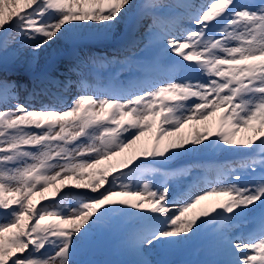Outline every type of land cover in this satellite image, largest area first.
Returning a JSON list of instances; mask_svg holds the SVG:
<instances>
[{
	"label": "snow or ice",
	"instance_id": "snow-or-ice-1",
	"mask_svg": "<svg viewBox=\"0 0 264 264\" xmlns=\"http://www.w3.org/2000/svg\"><path fill=\"white\" fill-rule=\"evenodd\" d=\"M137 6L136 0H0V51L18 45L40 53L78 28L105 40ZM180 6L188 11L170 20L164 13L172 5L139 6L141 18H151L140 25L148 44L174 66L167 76L146 74L152 60H133L140 39L131 37L111 56L78 57L67 72L79 81L67 74L51 80L81 89L66 107L21 103L17 82L0 77V264H75L81 242L113 218L126 220L127 245L141 257L134 264H158L144 257L264 209V0ZM132 63L127 83L116 73L107 86H92L80 71L89 64L131 71ZM9 99L16 102L2 106ZM242 131L250 135L237 139ZM149 133L151 146H140ZM209 149L244 155L221 163L203 190L174 195L167 180L196 165L165 166ZM155 175L164 182L154 183ZM74 190L86 191L70 195ZM209 197L227 199L202 205ZM217 245L220 258L204 264H264V229L220 232Z\"/></svg>",
	"mask_w": 264,
	"mask_h": 264
},
{
	"label": "bare ground",
	"instance_id": "bare-ground-1",
	"mask_svg": "<svg viewBox=\"0 0 264 264\" xmlns=\"http://www.w3.org/2000/svg\"><path fill=\"white\" fill-rule=\"evenodd\" d=\"M147 0H136L137 7L132 10V12L125 18L124 21L121 22L120 25L115 27L112 32L110 33V38L105 40H94L89 37H86L84 34H80L79 31H82L83 28H78L73 30L66 36V38L59 41L57 44L53 45L52 48L47 49L45 51H41L40 53H32L30 50L26 49L24 51L17 50L14 53V57L10 59V61L6 62L3 61L0 63V68H5L9 71L19 72L22 75V81L20 82L21 87H25L27 91H35V92H44L43 95L46 97L48 102L45 105H65V103L69 102L71 98V94L74 95V90H77L78 87L76 84H73L68 89H63L62 87H58L51 83V80L54 78H58L60 80L65 79V75H70L71 79L75 81V73L70 74L65 72L63 69L67 67V69L76 65L77 58L80 55L72 50V45L75 43H79L84 47H89L92 49H99L103 47L105 49L110 48V52L113 53L114 51L123 47L126 41L131 38L135 37L140 39V43L138 47L134 50H139L144 48L145 45L148 44L147 37L144 36V28L140 25L142 23L150 22L149 18H141V8L140 5L146 3ZM154 2H162L167 5H172L169 10H166L164 13L165 19H173L179 16L184 15L188 10L181 7L180 5L191 3L193 5H199L203 2V0H154ZM186 20V19H185ZM181 20V24L184 25L183 21ZM88 30V29H86ZM85 30V31H86ZM118 45V46H117ZM117 47V48H115ZM142 56L143 59H149L153 62L149 65L148 73L151 76H165L164 71H159L155 64L160 65L162 68L167 69V67H171L172 64L167 58L157 59L158 57V47L155 43L149 44L143 51L138 53ZM84 57V56H83ZM17 60V62H14ZM65 62V64H64ZM33 63V66L30 67L29 64ZM60 64L64 67H59ZM155 67L152 70V67ZM122 67V66H121ZM54 71L56 74L53 76L50 71ZM150 71V72H149ZM152 72V73H151ZM171 73V72H170ZM168 73V74H170ZM167 74V75H168ZM175 74H178L176 72ZM57 75V76H56ZM107 78V76H106ZM131 78L125 77V83L129 82ZM121 81V80H119ZM104 84V81H101ZM123 82V81H121ZM60 89V90H58ZM63 93V94H62ZM62 94V95H61ZM25 97V95H24ZM32 96L30 94L27 95V101L30 100ZM31 104H35L31 102ZM202 127V126H200ZM192 131V126L186 125L185 128L182 130V134H189ZM246 135H250V133L241 132L237 139H241ZM154 141V135L149 133L146 137L142 138L140 142V146H147ZM132 150H127L128 154L131 153ZM217 149H209L204 152L189 154L182 158L179 161L169 162L165 168L175 170L181 167L184 164H192V158L196 154L206 155L207 157H215L217 154ZM220 158L217 159L214 164L215 171L213 172V177H209L205 172H203L202 178L199 180L198 183L193 182V189L186 193L184 198H187L189 195L193 194L194 191L197 189L196 186H202L203 183H207L211 180H214L218 173V166L226 160H233L234 155L243 156L242 153H229V152H221ZM220 160H222L220 162ZM191 171V170H190ZM193 173H201L198 171H193ZM68 185H74L75 181H64ZM59 185V182H58ZM205 185V184H204ZM213 197H209L208 200L211 202ZM227 197L223 198L226 200ZM210 206H213L212 204ZM243 218V220H241ZM242 221H247L245 224ZM262 223V224H259ZM264 229V209L256 208L253 211L247 212L244 216L237 218L231 223V227L227 229L215 230L211 234L206 236L205 244L207 248L214 252V254L207 256L206 258L210 259V261L219 259L218 255V245H217V236L218 233L227 231L231 235H236L240 233L249 234L253 233L259 235L261 230Z\"/></svg>",
	"mask_w": 264,
	"mask_h": 264
},
{
	"label": "rangeland",
	"instance_id": "rangeland-1",
	"mask_svg": "<svg viewBox=\"0 0 264 264\" xmlns=\"http://www.w3.org/2000/svg\"><path fill=\"white\" fill-rule=\"evenodd\" d=\"M117 27V26H116ZM85 28L82 29V31H79L80 34H84L86 37H92L94 35L92 29L86 30ZM109 34V38H110ZM72 48L78 52H83V48L80 46V44H73ZM18 45L10 46L6 51H0V57H3V61H10L14 56L15 51H17ZM26 49H22L21 51H24ZM93 51H96L99 54L107 53L106 50H92L89 49L87 52H85V56L93 54ZM137 52V51H136ZM108 54V53H107ZM109 55V54H108ZM84 56V57H85ZM111 56V55H109ZM137 59L136 57H133V60L135 61ZM14 62H17V60H14ZM30 67L33 66V63L29 64ZM62 66V65H60ZM120 65H109L107 67H103L100 65H87L86 67H82L81 71L84 73V78L86 79L87 83L95 86L100 80H97L96 73L99 72L101 74L108 75L109 78L116 75V73H119L120 75H127L132 76V72L136 71V65L135 63H132L129 67L131 71L129 70H121L118 69ZM110 68V71L108 69ZM65 72H67V68L64 67L63 69ZM107 71V72H106ZM52 75L56 74L54 71H50ZM17 74V73H15ZM139 75L142 74V72L138 73ZM148 74V73H147ZM3 75H10L9 78H5ZM55 76V75H54ZM57 76V75H56ZM179 76V75H178ZM0 77L7 79V80H15L18 84L20 81V78L18 75H11L8 72H3V70H0ZM118 77V78H119ZM81 79V76H78L75 74V80L79 81ZM19 85V84H18ZM25 89H22L19 87V95L24 93ZM35 95H38L37 93H34ZM80 92H77V95H79ZM76 95V96H77ZM19 102L27 104V102L24 100V98H18ZM16 100L9 99L6 102H2V106L10 107L12 106ZM46 102V101H45ZM69 104V103H68ZM67 104V105H68ZM66 105V106H67ZM64 106V107H66ZM34 108H39L32 106ZM147 146H151V144H148ZM131 154V153H130ZM127 152L122 155H130ZM122 157L114 158L112 163H116L118 159ZM197 162V163H196ZM205 161L201 160H195L192 164L196 165L191 169L192 170H207L208 172H212L210 169H203L199 165L204 164ZM211 164V163H210ZM115 171V170H114ZM170 171V170H169ZM189 171L186 175H182L179 177H172L167 180V183L169 184L172 192L174 195H180L183 196L186 194V188L187 185H189V182L187 181V176L190 179L191 183L193 181L197 180L199 176L197 175L192 180V172ZM182 179L181 182H179ZM152 180L154 183L160 184L164 182V178L155 175L152 177ZM177 180V183L175 182ZM179 182V183H178ZM66 184V182H64ZM68 185V184H66ZM57 186H61L60 184ZM70 186V185H69ZM61 190L67 191V188H64L61 186ZM203 190V188H199L194 192H198ZM86 190H74L70 195L77 196L82 194ZM54 193V189L50 188L49 191L46 193L48 196H52ZM58 198V197H57ZM215 201L218 202L222 197H214ZM40 201V196L37 195L34 197L33 202L38 203ZM202 205L209 206V201L206 199L202 202ZM46 223L51 222L50 220L45 221ZM126 220L125 219H119V218H113L110 220V222H107L103 227L98 228L95 230L91 236L88 238L87 241H82L79 249L73 258L75 261V264H134V262L141 257H137L128 247L127 245V236H126ZM215 227H223L221 224L213 225ZM209 226L206 227L204 230L201 231V233L189 241L187 244L179 247V248H168V247H157L149 253V259L153 262H158V264H173L172 258H177L175 260L174 264H204L206 261H200L198 258H201L203 260H206V257L210 253V251L202 244L203 236L212 231V227ZM186 249L184 252L183 250ZM182 255V256H180ZM180 256V257H179ZM197 257V258H196ZM188 259H196L195 263H190Z\"/></svg>",
	"mask_w": 264,
	"mask_h": 264
}]
</instances>
